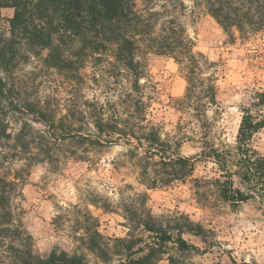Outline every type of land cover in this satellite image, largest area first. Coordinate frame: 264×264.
Instances as JSON below:
<instances>
[{
    "label": "rangeland",
    "instance_id": "1",
    "mask_svg": "<svg viewBox=\"0 0 264 264\" xmlns=\"http://www.w3.org/2000/svg\"><path fill=\"white\" fill-rule=\"evenodd\" d=\"M149 3L163 17L173 16L182 25L194 52L207 61L204 77L215 76L217 93L216 104L206 109L200 122L192 117L193 111L179 110L175 101L185 95L184 72L171 58L145 55L142 45L146 74L140 80V95L144 103L151 98L148 123L159 128L162 138L182 140L174 151L187 158L198 159L204 137L216 146L220 142L234 144L241 108L249 106L254 90L264 92V31L246 37L236 29L227 34L193 0ZM137 8L143 11L145 0H137ZM0 15L3 30L13 11L1 10ZM33 53L19 62L12 75L3 77L21 106L32 103L52 114L56 122L66 116L61 133H93L92 117L100 108L112 115L116 106L122 119L130 113L122 105L124 93L131 92L128 78H108L102 70L108 67L106 59L89 60L78 72L65 77L45 64L46 59L49 64L58 62L54 52ZM4 119L12 139L4 149L6 160L0 175L17 178L13 214L40 256L63 251L84 257L88 264H106L88 249L87 238L96 230L108 247L107 264H115L121 258L115 256L117 253L127 254L117 239L134 240L133 250L150 244L152 234L141 227L148 218L157 220L175 239L180 224L175 219L182 214L203 231V237L182 235L197 250L180 251L173 243L155 240L160 252L158 264H264V217L253 203L231 207L214 196L209 203L194 196V179L218 176L211 160H195L193 175L185 183L149 189L143 185L138 162L131 158L124 140L92 148L74 136L49 139L47 128L28 112L8 113ZM24 125L35 137L46 136L49 143L37 139L25 153L12 149L13 138ZM252 147L264 155V128L253 137Z\"/></svg>",
    "mask_w": 264,
    "mask_h": 264
},
{
    "label": "trees",
    "instance_id": "2",
    "mask_svg": "<svg viewBox=\"0 0 264 264\" xmlns=\"http://www.w3.org/2000/svg\"><path fill=\"white\" fill-rule=\"evenodd\" d=\"M193 2L227 34L236 29L241 37H246L264 31V0ZM162 8L168 13L164 6ZM5 9H11L13 16L7 20L6 29H0V169H4L6 160L4 149L12 139L4 118L8 113L28 112L37 116L53 141L74 136L92 148H103L124 140L130 147L131 158L138 162L143 185L149 189L185 183L193 175L195 160H211L217 166L218 176L194 179V196L207 203L214 196L231 207L251 202L264 217V155L252 147L253 137L264 128V92L254 90L249 106L241 108L234 144L220 142L216 146L209 137H204L198 159L175 152L182 140L170 136L162 138L159 128L147 121L151 98H146L144 103L140 95V80L146 74L145 61L141 59L144 52L171 58L184 72L185 95L175 101L179 110L193 111L192 117L200 122L206 117V109L216 104L215 76L204 77L203 67L207 61L194 52L193 42L175 17H163V13L150 7L149 0H145L143 11L138 10L137 0H0V12ZM159 21L162 23L158 27ZM46 49L57 55L58 62L49 64L46 59L45 64L59 75H72L89 60L106 59L108 67L102 70L108 78L127 77L131 92L124 93L122 101V105L130 109L126 118L122 119L115 105L116 112L112 115L100 108L99 114L92 117L93 133L83 136L61 133L66 116L56 122L52 114L36 109L32 103L21 106L3 76L12 75L30 52L38 56ZM37 139L49 143L46 136L35 137L24 125L13 138L12 149L25 153ZM16 180L0 175V264H88L84 257L63 251L44 257L34 251L31 236L13 214L12 200L18 195ZM175 220L180 222L175 239L152 218L141 225L153 236L150 244L133 250L134 240L117 239V243L125 246L127 254L117 253L115 256L121 258L115 264H158L160 252L155 240L173 243L180 251L197 250L187 244L182 235L203 237L201 228L182 214ZM87 244L92 253L108 263L107 244L96 230L87 238ZM138 254L141 256L135 259Z\"/></svg>",
    "mask_w": 264,
    "mask_h": 264
}]
</instances>
